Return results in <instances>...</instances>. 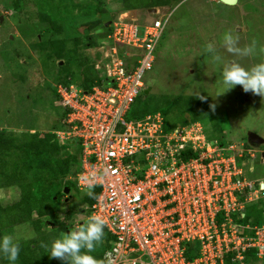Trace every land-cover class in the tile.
<instances>
[{
  "label": "built area",
  "instance_id": "1",
  "mask_svg": "<svg viewBox=\"0 0 264 264\" xmlns=\"http://www.w3.org/2000/svg\"><path fill=\"white\" fill-rule=\"evenodd\" d=\"M166 23L118 19L101 41L110 52L100 60L102 88L57 86L69 130L56 136L79 144L76 188L98 189L88 218L102 219L111 238L103 263L245 264L251 250L264 259V223L242 234L234 218L264 197L262 184L244 174L255 153L207 140L198 122L165 131L160 112L128 119ZM191 243L197 253L189 260Z\"/></svg>",
  "mask_w": 264,
  "mask_h": 264
},
{
  "label": "rangeland",
  "instance_id": "2",
  "mask_svg": "<svg viewBox=\"0 0 264 264\" xmlns=\"http://www.w3.org/2000/svg\"><path fill=\"white\" fill-rule=\"evenodd\" d=\"M12 1L0 0V129L20 134L30 131L56 135L59 131L55 130L66 126L67 119L54 94L56 72L51 66L41 68V48L37 42L45 35L44 25L33 17V11L38 12L40 7L35 6L34 0H22L25 14H20L9 7ZM98 2L101 10L92 18L101 19L103 27L106 22H111L108 26L111 28L118 19L128 23L136 20L141 26L143 22L164 21L167 18L154 51L153 67L142 78L143 91H148V94L144 95L142 91L135 99L128 113L129 120L141 112L170 110L169 103L177 99L183 118L200 123L207 140L242 145L244 149L253 151L255 156L264 152V98L244 93L240 86L216 97L222 92L219 80L225 65L237 63L250 69L264 60V52H261L264 48V0H238L232 7L221 5L217 0H171L165 8L137 9L130 13L123 12L119 0ZM60 18L65 27L62 36L71 40L80 37L84 43L89 34L98 44L89 48L91 56L100 51V60L104 59L108 48L105 49L101 41L107 34H96V31L84 33L85 27L79 17L73 19L75 22L71 28H68L72 22L70 16L62 14ZM225 34H231L237 40L236 46L241 49L254 44V51L247 56L228 53L223 47ZM71 40L66 44V50L73 49ZM207 45L212 46V53L205 51ZM214 55L220 60L214 61ZM72 61L68 74L72 76L73 83L78 84L77 55L72 56ZM21 76L23 80L19 79ZM196 92L206 99L201 101L192 97ZM210 104H215L214 110L209 108ZM175 113L173 111L167 121L171 126H182L181 121L174 117ZM211 117L218 120L217 127L213 126L216 121L209 120ZM249 133H255L263 139V143L251 144L247 139ZM55 140L56 145L66 147L67 152L74 148L70 141ZM244 164L246 178L264 185V158H246ZM17 194L15 187L0 188V204L13 201ZM66 200V204H70L73 198L66 196ZM245 212L254 221L264 220V197L247 204ZM79 218L82 219L81 216ZM34 235L32 227L21 224L15 226L10 236L15 241H22ZM258 260L252 264H264V259Z\"/></svg>",
  "mask_w": 264,
  "mask_h": 264
},
{
  "label": "trees",
  "instance_id": "3",
  "mask_svg": "<svg viewBox=\"0 0 264 264\" xmlns=\"http://www.w3.org/2000/svg\"><path fill=\"white\" fill-rule=\"evenodd\" d=\"M179 1V0H173ZM123 12L131 10H150L165 8L171 0H119ZM35 6L40 10L33 11V17L39 24H43V34L37 45L41 48L40 63L41 68L51 66L57 74L54 94L58 100L60 96L57 86L67 87L74 84L83 91H89L92 87L102 88L101 79L104 77V62H100L101 53L91 56V47L98 46L88 33H95L103 27L101 19H93L101 9L98 0H34ZM9 7L17 13L25 14L22 0H13ZM62 14L70 16L68 28H71L77 17L83 21L84 33H87L85 42L82 43L80 37L67 38L62 36L65 33L64 21L60 18ZM111 28L107 27L103 35L110 33ZM77 33V32H75ZM72 41L73 49L66 50V44ZM77 55V74L80 81L73 83L70 72L72 56ZM73 62V61H72ZM100 62V70L95 69V65ZM23 80V77H19ZM177 99L169 103L170 110H158L164 118V129L168 131L171 126L167 121L173 111L174 117L181 121L182 126L195 120L183 118L180 108L177 107ZM60 104V101H59ZM179 111H178V110ZM64 109V117L67 114ZM172 112V113H171ZM153 113V112H152ZM171 113V114H170ZM141 112L138 119L146 115ZM213 126H218V120L211 117ZM212 123V122H211ZM69 126H62L55 131H67ZM58 137L50 133H13L5 129H0V188L15 187L18 190L16 199L0 204L3 228L0 235H11L15 226L28 224L32 227L35 235L27 240L15 241L19 244V256L16 264H61L57 259H49L47 249L54 239L61 237L63 233L75 230L88 220L89 207L94 203L98 189L92 188L86 191H79L74 181L75 175L80 170V146L74 140H68L74 145L71 152L66 151V147H58L56 140L54 145L51 142ZM223 142V141H221ZM69 145V144H68ZM70 146V145H69ZM65 148V149H63ZM68 189L67 194L64 193ZM92 192L90 198L86 193ZM66 196L73 198L70 204H66ZM243 218L234 217L241 227L242 234H249L250 231L243 228L246 224L255 226L264 220L254 221L245 212ZM82 217V219L79 218ZM49 225L54 228H49ZM248 231V232H247ZM252 234V232L250 233ZM111 238L104 228L102 242L91 253L98 264L103 263V256L110 246ZM186 258L192 259L196 256V243L188 244ZM256 251L251 250L245 255V264L258 262ZM0 264H7L6 259H0Z\"/></svg>",
  "mask_w": 264,
  "mask_h": 264
},
{
  "label": "clouds",
  "instance_id": "4",
  "mask_svg": "<svg viewBox=\"0 0 264 264\" xmlns=\"http://www.w3.org/2000/svg\"><path fill=\"white\" fill-rule=\"evenodd\" d=\"M236 45L237 40L231 34L224 35L223 47L228 53L247 56L254 51V44L251 47L243 49ZM205 51L212 53V46L207 45ZM261 52H264V48H261ZM213 60L219 61L220 57L214 55ZM219 84L222 92L217 93L216 97L233 90L236 86H240L244 93H251L254 96L264 98V60L253 65L250 69H245L237 63L225 65L220 73ZM192 97L198 98L201 101L206 99L199 92L194 93ZM215 107V104L209 105V108L212 110ZM260 184L263 185V183ZM89 188H91V185H89ZM86 195L91 198L93 194L89 190ZM246 225L253 227L251 224ZM249 231L250 233L252 232V230ZM103 236L104 221L97 216H91L83 226L63 233L61 237L54 239L47 249L48 257L49 259L61 261V264H98V261L89 253L93 252L100 245ZM19 251V244L15 242L12 236L0 235V259H6L7 264H16Z\"/></svg>",
  "mask_w": 264,
  "mask_h": 264
},
{
  "label": "water",
  "instance_id": "5",
  "mask_svg": "<svg viewBox=\"0 0 264 264\" xmlns=\"http://www.w3.org/2000/svg\"><path fill=\"white\" fill-rule=\"evenodd\" d=\"M219 4L224 5V6H235L238 2V0H217ZM2 20V18L0 17V21ZM111 22H106L104 24V27L101 29L96 30V34H103L105 32V29L110 25ZM144 94H148V91H144ZM247 139L251 144H262L263 143V139L260 138L259 136H257L255 133H249L247 135ZM257 159H260V156H257ZM263 187V185H262ZM69 192V190L66 188L64 193L67 194Z\"/></svg>",
  "mask_w": 264,
  "mask_h": 264
},
{
  "label": "flooded vegetation",
  "instance_id": "6",
  "mask_svg": "<svg viewBox=\"0 0 264 264\" xmlns=\"http://www.w3.org/2000/svg\"><path fill=\"white\" fill-rule=\"evenodd\" d=\"M257 156H258V153L256 154L255 159H257ZM259 156H260V160H261L262 158H264V152H263L262 154H260ZM258 160H259V159H258Z\"/></svg>",
  "mask_w": 264,
  "mask_h": 264
},
{
  "label": "crops",
  "instance_id": "7",
  "mask_svg": "<svg viewBox=\"0 0 264 264\" xmlns=\"http://www.w3.org/2000/svg\"><path fill=\"white\" fill-rule=\"evenodd\" d=\"M131 12H133V11H131ZM128 13H130V11H128ZM133 21H136V20H133ZM137 22V21H136ZM143 24H145L144 22L142 23V25ZM243 214L241 213V216H242ZM244 216V215H243ZM264 223V222H263ZM263 223H261V224H263ZM257 225H260V224H257Z\"/></svg>",
  "mask_w": 264,
  "mask_h": 264
}]
</instances>
